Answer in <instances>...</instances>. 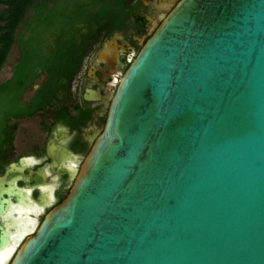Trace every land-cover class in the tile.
Masks as SVG:
<instances>
[{
  "label": "water",
  "instance_id": "95a60500",
  "mask_svg": "<svg viewBox=\"0 0 264 264\" xmlns=\"http://www.w3.org/2000/svg\"><path fill=\"white\" fill-rule=\"evenodd\" d=\"M117 81L38 225L14 164L0 176V254L21 238L8 264H264V0H151ZM14 214L21 233L1 225Z\"/></svg>",
  "mask_w": 264,
  "mask_h": 264
},
{
  "label": "flooded vegetation",
  "instance_id": "af4514ba",
  "mask_svg": "<svg viewBox=\"0 0 264 264\" xmlns=\"http://www.w3.org/2000/svg\"><path fill=\"white\" fill-rule=\"evenodd\" d=\"M118 1L120 9L113 22L93 37L67 99L57 106L50 105L48 84L46 105L34 115L40 118L37 130L42 133V138L29 139L26 153L15 155L18 125L32 116L9 120L8 126L16 127L9 132L14 138L0 144V176L10 164H14L12 176L17 177L15 185L28 192L31 203L25 208L31 209L29 217L37 225L67 196L72 186L70 174L79 170L95 137L104 127L117 79L150 38L151 0ZM40 77L42 80L38 82ZM40 77L20 98L19 102L26 110L30 109L46 83L45 75ZM29 91L31 94L27 97ZM63 109L69 114L61 115ZM61 152H66V156ZM27 221L26 217L18 218L14 214L12 218L2 219L1 225L8 223L12 233H21Z\"/></svg>",
  "mask_w": 264,
  "mask_h": 264
},
{
  "label": "trees",
  "instance_id": "16d2710c",
  "mask_svg": "<svg viewBox=\"0 0 264 264\" xmlns=\"http://www.w3.org/2000/svg\"><path fill=\"white\" fill-rule=\"evenodd\" d=\"M0 6H3L0 71L14 45L19 53L11 78L0 84L1 144L14 138L9 132L16 127L8 126L9 120L29 118L43 110L49 83L50 105L57 106L67 99L93 37L113 22L120 3L118 0H0ZM42 75L46 83L26 110L20 98ZM68 114L66 109L61 111L63 116Z\"/></svg>",
  "mask_w": 264,
  "mask_h": 264
},
{
  "label": "rangeland",
  "instance_id": "374dc122",
  "mask_svg": "<svg viewBox=\"0 0 264 264\" xmlns=\"http://www.w3.org/2000/svg\"><path fill=\"white\" fill-rule=\"evenodd\" d=\"M1 9H3V6H0V10ZM18 33L19 31H17L16 34ZM18 57H19L18 47L17 45H14L10 50L6 62L4 63L0 71V84H2L11 77V74L16 65ZM41 80L42 77L38 79V82ZM30 94L31 91H29L26 94V96L28 97ZM39 121L40 118L38 116H34L31 119H27L19 123L18 130L16 131L15 145L17 152L15 155L26 153L27 145H28L27 143H29V139L32 138L33 140H38L42 138V133L37 130ZM8 263L9 261L6 262V264Z\"/></svg>",
  "mask_w": 264,
  "mask_h": 264
},
{
  "label": "bare ground",
  "instance_id": "6f19581e",
  "mask_svg": "<svg viewBox=\"0 0 264 264\" xmlns=\"http://www.w3.org/2000/svg\"><path fill=\"white\" fill-rule=\"evenodd\" d=\"M20 240H21V238L17 236L16 240H14L13 246L10 249L5 250L4 252H2L0 254V264H5L9 260L10 256L14 252V250H15L17 244L20 242Z\"/></svg>",
  "mask_w": 264,
  "mask_h": 264
}]
</instances>
